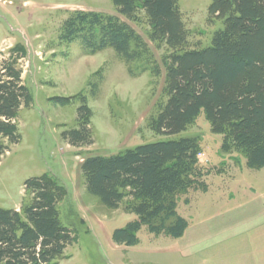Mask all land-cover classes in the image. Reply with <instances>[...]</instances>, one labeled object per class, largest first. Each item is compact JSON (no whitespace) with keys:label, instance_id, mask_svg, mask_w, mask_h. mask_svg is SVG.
<instances>
[{"label":"rangeland","instance_id":"obj_1","mask_svg":"<svg viewBox=\"0 0 264 264\" xmlns=\"http://www.w3.org/2000/svg\"><path fill=\"white\" fill-rule=\"evenodd\" d=\"M212 1L179 0L192 47L211 45L224 26L222 18L210 20ZM75 10L118 14L128 21L149 42L161 74L143 69L145 57L130 72L113 48L91 53L80 40H62L61 26ZM140 14L138 21L120 15L113 0H0V76L6 66L19 69L33 99L13 120L19 140L0 160V206L21 211L33 197L29 179L56 180L63 187L60 220L74 236L59 264H264V167L249 168L242 152L223 150V135L211 130L204 112L174 136L150 128L151 116L166 100L163 59L169 51L149 39L147 19ZM81 95L92 110L91 137L74 145L66 134L82 127ZM190 136L199 137L205 154L200 159L207 189L178 195V212L189 223L184 235L155 234L143 226L138 244L117 243L114 232L136 214L127 209L129 198L113 209L88 191L84 159Z\"/></svg>","mask_w":264,"mask_h":264},{"label":"trees","instance_id":"obj_2","mask_svg":"<svg viewBox=\"0 0 264 264\" xmlns=\"http://www.w3.org/2000/svg\"><path fill=\"white\" fill-rule=\"evenodd\" d=\"M120 15L138 21L143 12L149 39L167 47L163 87L166 100L150 118V128L163 136L186 130L204 112L214 133L223 135L222 149L244 154L252 169L264 167V0H213L210 20L222 18L211 45L192 47L179 0H113ZM65 41L80 40L96 53L113 48L128 64L148 59L144 70L155 76L160 65L152 59L149 42L118 14L75 10L60 29ZM0 76V160L10 143L18 142L13 122L32 95L22 84L21 71L6 66ZM7 78V79H6ZM80 129L66 134L74 145L87 144L92 116L86 96H80ZM197 136L166 138L139 144L109 155L87 156L81 164L88 191L109 208L129 198L127 209L136 218L114 232V240L139 243L143 226L155 234L181 237L188 220L178 212L177 197L190 189H207L202 179ZM31 200L19 211L0 206V264H59L74 242L60 220L58 203L63 187L43 175L29 179Z\"/></svg>","mask_w":264,"mask_h":264},{"label":"built area","instance_id":"obj_3","mask_svg":"<svg viewBox=\"0 0 264 264\" xmlns=\"http://www.w3.org/2000/svg\"><path fill=\"white\" fill-rule=\"evenodd\" d=\"M205 154L204 153H202V152H200L199 153V156L201 157V156H204Z\"/></svg>","mask_w":264,"mask_h":264}]
</instances>
